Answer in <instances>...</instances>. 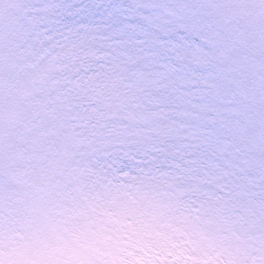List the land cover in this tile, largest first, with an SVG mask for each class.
<instances>
[{
    "label": "snow or ice",
    "instance_id": "snow-or-ice-1",
    "mask_svg": "<svg viewBox=\"0 0 264 264\" xmlns=\"http://www.w3.org/2000/svg\"><path fill=\"white\" fill-rule=\"evenodd\" d=\"M0 264H264V0H0Z\"/></svg>",
    "mask_w": 264,
    "mask_h": 264
}]
</instances>
